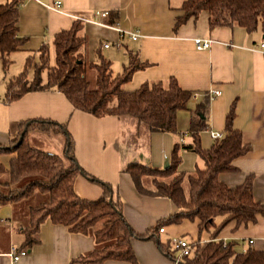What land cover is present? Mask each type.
I'll list each match as a JSON object with an SVG mask.
<instances>
[{"label": "crops", "instance_id": "obj_1", "mask_svg": "<svg viewBox=\"0 0 264 264\" xmlns=\"http://www.w3.org/2000/svg\"><path fill=\"white\" fill-rule=\"evenodd\" d=\"M5 1L10 0H0ZM52 1L22 0L19 5L18 34L26 36L27 41L10 54L19 55L17 59L22 69L27 56L32 55L37 60L38 48L42 44L50 45L54 33L71 25L73 14L92 18L98 10L116 11L115 25L83 22L86 59H95V51L99 48L100 53L111 60V66L112 61L117 60L123 68L130 50L147 64L132 74L124 85L127 89H134L143 81H165L174 76L181 88L197 93L196 97L191 96V105L209 90H219L217 96L207 95L208 106L200 115L206 125L199 133L200 144L209 148L216 141L210 131L224 135L226 114L233 104L232 124L241 132L248 149L233 159L236 170L222 172L218 177L232 187L241 183L246 175H252L253 198L264 203V48L260 46L264 42V32L259 28L248 32L235 24L210 28L206 12L174 28L175 18L181 14L178 6L182 0H61L63 12L46 8L45 4ZM127 32H134L137 37L132 39ZM197 36L212 39L210 47L196 49L193 39ZM104 43L109 46L104 47ZM0 63L2 66L1 57ZM17 68L15 70L21 69ZM7 78L0 75V144H7L17 136L18 123L22 120L52 119L64 124L72 137L79 166L88 174L117 186L122 213L136 232H144L156 220L176 210V205L167 197L140 193L123 169L130 161L159 168L167 166L173 145L180 142V132L189 126L191 110L177 112L176 131H149L131 116L97 117L75 109L57 90L30 91L7 101ZM53 134L55 136L47 133L44 137L50 139L51 146L58 139V148L63 153L65 134ZM188 141L187 135L184 142ZM43 148L39 149L57 154ZM180 156V171L191 173L203 166L202 159L193 151L182 149ZM74 190L78 196L90 200L102 193L100 184L81 173L75 178ZM29 203L24 199L0 204V264H82L75 259L94 248L93 237L72 232L49 219L40 225L36 241L23 248L26 254L16 261L12 259L10 251L12 248L18 250L24 239L21 228L27 223ZM220 220L221 217L215 218L216 223ZM174 236L206 241L209 231L199 233L197 219H183L164 225L163 231L157 233L160 241H170ZM216 238L234 241L238 251L248 246L262 249L264 214H257L254 221L240 225L231 220ZM130 242L139 264H183L182 258L175 263L173 258L166 256L152 239L134 237ZM174 253L178 255L177 251ZM104 264L127 263L108 260Z\"/></svg>", "mask_w": 264, "mask_h": 264}, {"label": "trees", "instance_id": "obj_2", "mask_svg": "<svg viewBox=\"0 0 264 264\" xmlns=\"http://www.w3.org/2000/svg\"><path fill=\"white\" fill-rule=\"evenodd\" d=\"M21 1L0 2V57L4 71L10 62V53L27 41L26 36L18 34L17 28ZM178 9L181 14L176 16L174 28L206 12L210 28L235 24L248 32L258 28L264 32V0H182ZM109 15V22L115 25L117 12L113 10ZM82 28L83 22L74 19L68 28L54 33L50 45L42 44L38 48L37 60L27 56L22 71L5 81V100H16L30 91L57 90L75 109L97 117L131 116L149 131H176L177 112L191 110L187 128L191 140L173 145L167 166L159 168L130 161L123 169L140 193L167 197L176 205V210L156 220L144 232H136L122 213L117 186L88 174L79 166L73 139L64 124L47 118L22 120L18 123L17 136L7 144H0V204L24 199L30 202L27 223L21 228L24 239L18 250L35 242L40 225L49 219L72 232L93 237L94 248L75 259L82 264H104L108 260L139 264L130 242L134 237L154 240L166 256L174 259L176 249L169 240L158 239L159 228L183 219H197L198 232L209 231V239L191 241L193 251L182 256L183 264H264V248L248 246L238 251L234 241L216 238L229 221L240 225L254 221L257 214H264V203L252 195V175H246L232 187L218 177L222 172L236 170L233 159L248 149L241 132L233 127V104L226 114L223 137L209 148H203L199 133L206 125L200 115L208 106L207 95L191 105L192 91L181 88L174 76L165 81H143L134 89H127L124 85L132 74L147 62L129 50L127 63L120 72L114 73L111 60L99 48L95 59L87 60ZM87 71L93 72L92 80L87 78ZM37 130L65 134V161L30 143L29 132ZM182 149L195 152L203 166L191 173L178 170ZM80 173L101 185L102 193L97 199L76 194L74 181ZM217 217L221 220L216 223Z\"/></svg>", "mask_w": 264, "mask_h": 264}, {"label": "built area", "instance_id": "obj_3", "mask_svg": "<svg viewBox=\"0 0 264 264\" xmlns=\"http://www.w3.org/2000/svg\"><path fill=\"white\" fill-rule=\"evenodd\" d=\"M45 6H46V8H48L50 10L63 12V4H62L61 0H54L52 2L45 4ZM108 17H109V10H107V9H102V10L96 11L94 13V17H92V18L83 16V15H79V14H73L74 19L81 20L82 22H91L94 24L104 25V26L112 25L109 22ZM121 34H124V32H121ZM127 35L132 39H135L137 37V34L134 32H127ZM193 42H194L196 49L202 50V49H206V48L210 47V45L212 43V39L197 36L193 39ZM103 46L108 47L109 43H104ZM260 46H261V48H264V42H262L260 44ZM219 94H220L219 90H213V89L209 90L206 93V95H208L209 97L217 96ZM192 95L196 97L197 93H193ZM187 135H188L187 130L182 131L180 133V142H184V137H186ZM210 136L215 140H219L220 138H222L223 135L221 132H218V131H210ZM159 231L162 232L163 227H160ZM169 242L172 245V247L175 248L176 251L178 252V255L175 256L173 259L175 263H178L180 261V258H182V256H188L193 251V246L191 244V241H189L183 237L174 236L170 239ZM24 254H26L25 249L16 250V249L12 248V250L10 251V255L12 256V259L14 261L18 260Z\"/></svg>", "mask_w": 264, "mask_h": 264}, {"label": "rangeland", "instance_id": "obj_4", "mask_svg": "<svg viewBox=\"0 0 264 264\" xmlns=\"http://www.w3.org/2000/svg\"><path fill=\"white\" fill-rule=\"evenodd\" d=\"M114 49H115V47H114V45L112 46ZM112 51H114V50H112ZM18 56L19 55H9V58H10V62H9V64L7 65V69L4 71V70H2V66H1V63H0V75H3V76H6V77H10V76H12V75H16L22 68V65H21V62H20V60H18L17 58H18ZM49 56H50V62H52L53 61V52H52V49H50V51H49ZM120 63L121 62H118L117 60H115V61H112V66H111V68H112V71L114 72V73H116V72H118V71H121V65H120ZM15 67H19V68H17V69H20V70H15ZM15 70V71H14ZM16 73V74H15ZM92 75H93V72L92 71H87V78L88 79H90V80H92ZM133 119H135L134 117H132ZM184 131V130H183ZM182 132V131H181ZM180 132V133H181ZM47 133L50 135V136H55L54 134H53V132H51V131H48V132H43V131H39V130H37V131H33V132H29V134H28V139H29V141H30V143L32 144V145H34L35 147H39V148H43V149H48V150H51V151H54V152H56L57 153V155H59L60 157H62L63 159H64V161L66 160V158L63 156V153H61V151L59 150L60 148H58V145H60V143L58 142V139L56 140V141H54L53 143H52V146H51V141H50V139H45V137L44 136H47ZM36 134H38V135H36ZM59 134H60V132H59ZM62 135V134H61ZM60 135V136H61ZM39 136H41V137H39ZM45 139V140H44ZM191 140V139H190ZM189 142V141H188ZM50 145V146H49ZM184 189L187 191V183L186 182H184ZM177 254H175V256H176Z\"/></svg>", "mask_w": 264, "mask_h": 264}, {"label": "water", "instance_id": "obj_5", "mask_svg": "<svg viewBox=\"0 0 264 264\" xmlns=\"http://www.w3.org/2000/svg\"><path fill=\"white\" fill-rule=\"evenodd\" d=\"M24 131H25V129H23V131L21 132V134H23L24 133ZM20 140V138L18 139V141Z\"/></svg>", "mask_w": 264, "mask_h": 264}]
</instances>
